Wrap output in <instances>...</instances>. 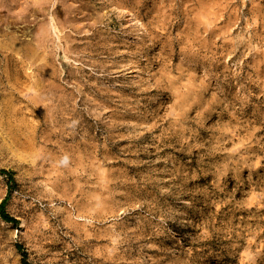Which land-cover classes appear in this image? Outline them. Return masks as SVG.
Segmentation results:
<instances>
[{"label":"rangeland","instance_id":"1","mask_svg":"<svg viewBox=\"0 0 264 264\" xmlns=\"http://www.w3.org/2000/svg\"><path fill=\"white\" fill-rule=\"evenodd\" d=\"M25 1L0 264H264V0Z\"/></svg>","mask_w":264,"mask_h":264},{"label":"bare ground","instance_id":"2","mask_svg":"<svg viewBox=\"0 0 264 264\" xmlns=\"http://www.w3.org/2000/svg\"><path fill=\"white\" fill-rule=\"evenodd\" d=\"M62 0H36L35 1V5L34 6H38L37 8H35V9H37L36 11H43V10H45V8H46V10H47V7L49 6V5H51V4H53V6L54 5H57V6H60V7H64V5L66 4V3H64V1H62ZM30 4V3H29ZM28 3H27V1H25V0H6V1H3V2H0V7L1 8H8L9 10H7V13H8V11H10V12H14V16H16V17H20L22 20H21V22L22 21H24V23L25 22H28L27 20H28V18H27V16L29 15V11H30V5H29ZM34 4V3H33ZM33 4H32V6H33ZM57 9V8H56ZM66 10H68V8H66ZM66 10H65V12H66ZM33 11V10H32ZM35 11V10H34ZM64 11V10H63ZM43 13H45V12H43ZM31 14V13H30ZM37 14V13H36ZM35 14V15H36ZM40 14V13H39ZM33 15V14H32ZM42 15V14H41ZM31 16V15H30ZM37 18V17H36ZM16 20H17V18H16ZM35 20V19H34ZM18 21V20H17ZM19 22V21H18ZM20 23V22H19ZM33 23V22H32ZM38 23V22H37ZM35 24V25H33L34 26V28H36L37 27V25L38 24ZM17 24V23H16ZM29 24H31V23H29ZM19 25V24H18ZM25 26V25H24ZM28 26V25H27ZM39 26V28L37 27V29H41V31L42 32H44L45 31V26L44 25H38ZM40 37H41V35H40ZM39 39V38H38ZM36 41V40H35ZM34 41V42H35ZM38 42V41H37ZM36 42V43H37Z\"/></svg>","mask_w":264,"mask_h":264},{"label":"trees","instance_id":"3","mask_svg":"<svg viewBox=\"0 0 264 264\" xmlns=\"http://www.w3.org/2000/svg\"><path fill=\"white\" fill-rule=\"evenodd\" d=\"M0 173L1 174H8L9 176L11 175L10 173H7V171H4V170H0ZM11 177V176H10ZM5 203H6V200L2 203L1 207H0V215H1V218L8 222V223H13L15 224L16 223V220L11 218L6 212H5Z\"/></svg>","mask_w":264,"mask_h":264}]
</instances>
